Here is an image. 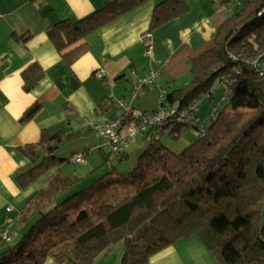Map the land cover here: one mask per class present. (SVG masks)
Returning a JSON list of instances; mask_svg holds the SVG:
<instances>
[{
	"label": "trees",
	"instance_id": "trees-1",
	"mask_svg": "<svg viewBox=\"0 0 264 264\" xmlns=\"http://www.w3.org/2000/svg\"><path fill=\"white\" fill-rule=\"evenodd\" d=\"M145 1L105 0L83 19L50 27L49 38L71 66L88 49L85 36ZM215 1L228 15L213 46L189 62L191 78L184 87L166 92L168 105L184 107L223 77L234 79L232 94L204 135L178 153L155 139L130 172L111 166L79 187L84 177L51 172L69 162L55 154L75 135L43 134L38 145L22 149L30 166L15 180L25 188L48 174L47 182L20 209L17 223L25 230L0 248L8 247L0 264H43L47 258L93 264L116 245L123 247L120 264H147L192 238L219 264H264V76L253 67L264 53V0ZM187 9L185 0L163 1L152 12L149 30ZM42 75L36 65L28 67L24 91ZM38 110L39 105L29 108L21 122ZM180 128L170 132L174 139ZM114 159L122 163L127 154Z\"/></svg>",
	"mask_w": 264,
	"mask_h": 264
},
{
	"label": "crops",
	"instance_id": "crops-1",
	"mask_svg": "<svg viewBox=\"0 0 264 264\" xmlns=\"http://www.w3.org/2000/svg\"><path fill=\"white\" fill-rule=\"evenodd\" d=\"M163 1L146 0L89 33L83 39L87 51L67 66L47 31L62 21L76 22L91 15L105 0H0V232L11 231L7 243L23 234L25 228L17 223L20 209L48 177L25 188L17 184L16 175L30 166L22 149L38 145L43 134L75 135L66 143L82 141V146L71 151L66 164L73 163L74 154L89 153L78 169L63 175L84 177L79 187L106 175L111 167L103 161L104 137L93 127L124 116L126 112L113 100L131 102L146 113L154 111L160 88L169 92L189 82V62L213 46L217 29L228 15L218 1L185 0L184 14L150 31L152 12ZM147 33L149 38L144 40ZM31 65L43 75L26 92L22 73ZM149 71L156 74L154 84L131 99L136 80ZM34 105H39L36 114L21 122ZM63 166L51 172L61 173ZM1 241L0 248L6 243ZM122 254V246H113L93 264H120ZM43 264L71 263L47 258ZM147 264L218 263L192 238L155 254Z\"/></svg>",
	"mask_w": 264,
	"mask_h": 264
},
{
	"label": "built area",
	"instance_id": "built-area-1",
	"mask_svg": "<svg viewBox=\"0 0 264 264\" xmlns=\"http://www.w3.org/2000/svg\"><path fill=\"white\" fill-rule=\"evenodd\" d=\"M222 10L227 11V7L221 6ZM230 7V6H228ZM149 38V34L143 36L144 40ZM149 53V49L147 50ZM255 72L259 76H264V53L261 59L253 63ZM156 74L147 72L136 80L131 99L138 98L139 92L154 84ZM234 79L223 77L219 83L209 92L201 94L192 104L180 107L177 103L168 105L166 103V90L159 89L158 104L154 111L146 113L139 108L133 107L131 102L125 100H113V103L122 108L126 113L124 116L112 122L93 127L99 135L105 138L106 143L102 152L110 158L114 159L123 154L128 145L135 143L136 137L154 136L158 138V134L164 131H173L178 127L190 126L198 137L204 135L206 128L196 117L199 105L205 101H209V114L206 118L210 122L227 103L232 94V85ZM89 152L74 154L71 161L75 164H83L85 157ZM11 208H7L9 211ZM11 235L10 230L0 232V239L8 242Z\"/></svg>",
	"mask_w": 264,
	"mask_h": 264
},
{
	"label": "rangeland",
	"instance_id": "rangeland-1",
	"mask_svg": "<svg viewBox=\"0 0 264 264\" xmlns=\"http://www.w3.org/2000/svg\"><path fill=\"white\" fill-rule=\"evenodd\" d=\"M130 98V97H129ZM158 104V101H157ZM156 104V107H157ZM156 109V108H155ZM122 111V110H121ZM209 114V101H205L204 103L199 105L198 112L196 113V117L200 119L202 124L204 125L205 128L208 127L209 121L206 120L207 116ZM197 135L195 131L190 127V126H184L180 128V135L178 139H174L169 131H164L158 134V143L160 145H163L170 150L174 152H180L185 146L189 145L193 141L197 139ZM155 140L154 136H146L143 139L140 137L137 138L136 144L130 145L126 150L125 154H127V159L122 162L118 163L117 160L115 159H104L103 161L107 164V166H115L117 169V172L119 173H127L130 172L136 165L138 156L142 153L144 148H146L150 143H152ZM103 143L105 145L106 140L103 138ZM134 145V146H133ZM82 146V141H75L72 143H66L65 146L59 149V151L56 152V156L61 158V159H67L69 160L71 151L75 149H79ZM100 148H104V146H100ZM95 153L99 154V151H95ZM106 156V155H105ZM87 159V157H85ZM85 159V160H86ZM63 169L61 168V173L69 175L70 173L73 172V170L78 169L79 164L75 163H69V164H64ZM18 240V239H17ZM14 243V242H13ZM219 264V263H218Z\"/></svg>",
	"mask_w": 264,
	"mask_h": 264
},
{
	"label": "water",
	"instance_id": "water-1",
	"mask_svg": "<svg viewBox=\"0 0 264 264\" xmlns=\"http://www.w3.org/2000/svg\"><path fill=\"white\" fill-rule=\"evenodd\" d=\"M8 247H5L4 249L0 250V255L3 254L5 251H7Z\"/></svg>",
	"mask_w": 264,
	"mask_h": 264
}]
</instances>
